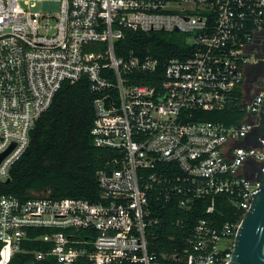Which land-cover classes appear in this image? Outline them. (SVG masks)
<instances>
[{"label": "built area", "instance_id": "2783aa9c", "mask_svg": "<svg viewBox=\"0 0 264 264\" xmlns=\"http://www.w3.org/2000/svg\"><path fill=\"white\" fill-rule=\"evenodd\" d=\"M43 1L0 0V155L13 146L0 179L28 150L63 84L83 77L96 94L93 143L114 155L97 171V200L2 196L0 264L17 252L33 253L27 264H230L264 172V139H249L264 83L253 98L245 85L248 66L264 58L256 47L264 42V0H58L47 12L37 9ZM127 30L180 32L184 46L162 63L117 46ZM197 110L243 117L198 120ZM154 196H178L183 209L206 199L208 216L182 242L154 252ZM218 198L230 219L213 215ZM37 228L46 231L32 237ZM30 240L49 247L30 249Z\"/></svg>", "mask_w": 264, "mask_h": 264}, {"label": "trees", "instance_id": "16d2710c", "mask_svg": "<svg viewBox=\"0 0 264 264\" xmlns=\"http://www.w3.org/2000/svg\"><path fill=\"white\" fill-rule=\"evenodd\" d=\"M126 50H142L152 54L164 63L169 57L179 55L184 46L183 36L157 32L151 35L140 31H126L124 39L117 42ZM118 53L121 54L120 48ZM164 67L157 72L163 77ZM148 77V75L146 76ZM150 83V80H140ZM96 94L90 89L87 77L75 83L65 82L56 94L51 106L38 118L31 132L28 150L10 169V180L0 179V198L4 195L28 197L35 192H47L54 198L76 197L92 201L99 198L97 171L106 166L114 151L98 147L93 143L91 130L94 124L93 101ZM195 119L237 123L243 113L240 110L195 111ZM162 199V200H161ZM154 196L151 207L160 223L155 227L156 236L151 238V250L162 252L173 242H182L191 235L195 225L207 217L210 202L197 199L193 207L183 209L178 196L169 202ZM213 215L220 220L231 218L232 210L223 198L217 199ZM44 228L30 229V235H41ZM30 249H47L49 244L41 240L26 242ZM33 253L17 252L9 264H27L33 261ZM36 264H45L37 262Z\"/></svg>", "mask_w": 264, "mask_h": 264}, {"label": "water", "instance_id": "95a60500", "mask_svg": "<svg viewBox=\"0 0 264 264\" xmlns=\"http://www.w3.org/2000/svg\"><path fill=\"white\" fill-rule=\"evenodd\" d=\"M262 55L264 56V42L262 44ZM261 117L262 138L264 139V105ZM12 148L13 146L0 155V163ZM258 178L261 184L260 187L251 192L255 199L252 208L246 213L242 221L234 256L230 264H264V172ZM7 180L9 181L10 178Z\"/></svg>", "mask_w": 264, "mask_h": 264}, {"label": "flooded vegetation", "instance_id": "af4514ba", "mask_svg": "<svg viewBox=\"0 0 264 264\" xmlns=\"http://www.w3.org/2000/svg\"><path fill=\"white\" fill-rule=\"evenodd\" d=\"M262 44L263 42L260 41L256 45L260 57H262ZM263 83H264V58H261L257 60V62L252 63L248 66L246 79H245V85H246L248 97L253 98L257 94ZM261 124H262V117L260 123L254 126L250 132L249 139L251 141H256L258 140V138H262L263 130L261 128ZM247 165L252 168L256 167L255 160L253 158L249 159Z\"/></svg>", "mask_w": 264, "mask_h": 264}, {"label": "rangeland", "instance_id": "374dc122", "mask_svg": "<svg viewBox=\"0 0 264 264\" xmlns=\"http://www.w3.org/2000/svg\"><path fill=\"white\" fill-rule=\"evenodd\" d=\"M58 4H59L58 0H44L43 2H39L38 3L37 9L45 11V12H47V11H55V10L58 9ZM181 34L182 33H180V32L169 33L170 37H172V36H176V37L182 36L183 34L182 35Z\"/></svg>", "mask_w": 264, "mask_h": 264}]
</instances>
